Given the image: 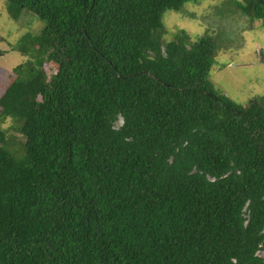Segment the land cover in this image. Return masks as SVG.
<instances>
[{
	"label": "trees",
	"instance_id": "16d2710c",
	"mask_svg": "<svg viewBox=\"0 0 264 264\" xmlns=\"http://www.w3.org/2000/svg\"><path fill=\"white\" fill-rule=\"evenodd\" d=\"M186 1L6 0L45 25L0 95V264H264V96L217 93L212 36L161 42Z\"/></svg>",
	"mask_w": 264,
	"mask_h": 264
},
{
	"label": "rangeland",
	"instance_id": "374dc122",
	"mask_svg": "<svg viewBox=\"0 0 264 264\" xmlns=\"http://www.w3.org/2000/svg\"><path fill=\"white\" fill-rule=\"evenodd\" d=\"M243 0H189L179 9H166L159 39L165 43L183 29L192 39L206 35L214 41V60L207 78L217 93L236 104L264 96V21L252 19L241 12ZM45 21L33 12L23 9L14 19L0 0V95L10 81L12 69L26 57L15 49L25 33H38ZM49 71L56 66L46 65ZM0 126L7 131L10 148L20 151L23 136L17 123L7 117ZM264 255V250L260 252Z\"/></svg>",
	"mask_w": 264,
	"mask_h": 264
}]
</instances>
